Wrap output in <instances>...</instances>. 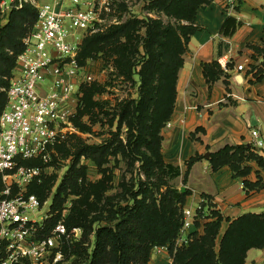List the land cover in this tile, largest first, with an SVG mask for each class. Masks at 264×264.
Masks as SVG:
<instances>
[{"label": "trees", "instance_id": "16d2710c", "mask_svg": "<svg viewBox=\"0 0 264 264\" xmlns=\"http://www.w3.org/2000/svg\"><path fill=\"white\" fill-rule=\"evenodd\" d=\"M207 5L206 0H153L152 7L190 24L178 28L180 35L171 28H163L158 22L146 24L144 38L141 39L143 55L136 63L140 66L137 73L133 72L135 56L138 54L137 21L111 26L82 40L76 57L78 64L84 66L87 60H92L99 54L104 58H111L118 76L129 81H132L134 74L138 76V96L136 100L119 104L118 111L108 119L110 126L116 117L119 126L121 123L125 125V143L117 141L115 144L110 140L105 145L97 146L86 145L80 139H74L70 144L73 148L72 160L57 192L81 194L87 209L94 208L93 205L89 206L87 199L92 193L98 199L99 193L92 186L87 188L83 185L84 168L78 166L81 158L92 161L100 168L107 156L119 154L127 160L128 167L139 163L143 179L137 181L135 190H126L128 198L124 200V205L117 203L106 209V203H103L97 209L98 214L90 220H87V211L77 209H74L72 216L66 218L67 229L82 228L84 238L88 234L92 235L87 247L81 245V242L64 251L67 258L74 257L71 264H148L150 250L166 244L170 246L171 264H244L248 250H264V213L244 214L231 220L223 219L213 209L209 213L213 220L202 224V234H195L197 237L194 235L186 247L178 248L174 253L171 249L180 229L182 208L189 192L184 190L181 193L168 185V181L182 176L181 183L185 186L189 170L202 157L194 155L185 161L181 175L179 167L165 164L162 160L160 131L173 111L177 74L182 66V55L186 51L187 42L199 30L193 26L196 12ZM35 20V10L23 5L19 9L12 8L5 15L4 24L0 25V113L5 105V95L1 89L8 85L15 58L22 51L21 41L30 32ZM238 26L239 23L233 17H226L219 27V34L230 37ZM260 46H249L262 59L260 67L254 70V82H259L263 76L264 41ZM254 60L257 61L256 58ZM201 69L209 90L222 76L227 88L226 80L229 77L216 61L201 65ZM81 91L83 107L77 109L73 124L81 132H87L88 128L80 124V117L86 115L90 123L95 124L100 114L105 117L109 114L102 111V102L93 100L95 93L103 91L102 87L92 84L83 86ZM201 130L197 128L195 132ZM189 138L194 140L193 134ZM65 144L57 146L58 153H68ZM247 162H254L264 171V159L254 152L251 145L225 146L208 157L212 172L228 167L232 178L242 180V187L248 195L249 192L259 191L264 185L245 180L249 173V168L244 166ZM46 186V181H43L40 185H32L29 191L42 202ZM1 190L0 180V192ZM201 197L212 208L208 197ZM103 212L107 215L105 219L101 217ZM58 217L57 213L52 221L55 222ZM103 220H106L105 225L92 228L95 222ZM222 222L227 227L215 251ZM196 226L199 225L196 223Z\"/></svg>", "mask_w": 264, "mask_h": 264}, {"label": "built area", "instance_id": "2783aa9c", "mask_svg": "<svg viewBox=\"0 0 264 264\" xmlns=\"http://www.w3.org/2000/svg\"><path fill=\"white\" fill-rule=\"evenodd\" d=\"M41 1L0 3L3 15L24 4L36 12L8 85L1 89L5 105L0 113V264H71L64 251L81 244L83 236L82 228L67 229L64 212L53 222L57 211L52 201L40 202L29 189L45 180L58 164L57 146L76 133L73 120L80 91L91 81L78 64L77 53L85 33L105 26V14L116 0ZM240 1L221 0L226 17L235 14ZM243 68L238 65L235 70ZM250 136L254 151L263 152L258 132L251 130ZM209 210L203 197L194 206L182 208L173 253L188 243L191 234H200L201 226L195 228V224L202 223Z\"/></svg>", "mask_w": 264, "mask_h": 264}, {"label": "crops", "instance_id": "0c3cea01", "mask_svg": "<svg viewBox=\"0 0 264 264\" xmlns=\"http://www.w3.org/2000/svg\"><path fill=\"white\" fill-rule=\"evenodd\" d=\"M231 17L239 26L232 36L223 37L219 27L226 16L221 0H213L196 12L193 26L199 30L189 37L182 55L173 111L160 131V152L163 162L179 167L181 175L185 161L194 155L201 156L189 170L183 186L189 192L184 207L194 206L201 196H206L213 211L232 220L244 214L264 213V187L247 195L242 180L232 178L228 167L212 172L203 155L225 146L253 147L251 130H256L264 142V67L261 80L254 82V70L260 67L262 59L249 48L264 41V0H241ZM212 61L228 75L227 88L222 76L208 89L201 65ZM238 65L244 70L237 72ZM197 128L202 130L195 132ZM190 134L194 140L189 138ZM254 152L264 159V148L263 152ZM244 166L249 168L246 181L264 185V171L254 162ZM179 177L182 185V176ZM226 227L223 222L221 230L224 232ZM244 264H264V250H248Z\"/></svg>", "mask_w": 264, "mask_h": 264}, {"label": "rangeland", "instance_id": "374dc122", "mask_svg": "<svg viewBox=\"0 0 264 264\" xmlns=\"http://www.w3.org/2000/svg\"><path fill=\"white\" fill-rule=\"evenodd\" d=\"M152 1L153 0H116L109 13L105 14V26L102 27L100 31L98 30L96 32L85 33L83 35V39L88 36L101 33L111 26L122 25L127 21H137L138 26L136 30V36L138 37V54L135 56V67L133 68V72L137 73L140 66L136 65V63L140 61V57L143 55L141 39L144 38L146 24L150 22H158L163 28L173 29L177 35H180L178 30L179 27L190 24L188 21L183 19H177L173 16L165 15V13L162 11L152 7ZM206 1L209 5L213 0ZM41 2H46V0H42ZM13 3L16 5L17 0H13ZM4 17L5 15L0 13V25L4 24ZM84 67L91 75L90 83L85 84L84 87L92 84L102 87L103 91L101 93H95L93 95V100L102 102V111H106L109 115L105 117L100 114L98 116V122L95 124L90 123L89 118L86 115L80 117V124L87 127L88 131L81 132L77 127H75L76 133L72 136H69V138L65 141L66 144H64L65 148L68 149V153H58V160L56 161L58 164L54 165L45 176L44 181H46L47 186L44 190V199L42 200V203H48L51 201L52 203H55L56 200L54 210H56L59 215L64 212V215H66V218H68L74 214V209L84 210L87 211V220H90L94 215L98 214L97 209L101 207L103 203L107 204H105L106 209H110L111 206L117 203L124 205V200L128 198L126 190L130 188L133 189L137 181L139 179L142 180L143 177L141 172H139V163H135L133 167H128L127 160L119 154L107 156L105 163L100 168H98L92 161L81 158L79 160L78 166H82L84 168V178L82 179L83 185L87 188L92 186L94 190L98 191L99 193L98 199H96L93 193L88 196L87 203L89 206L93 205L94 208L87 209L81 194L75 195L70 194L69 192L66 194L57 192L58 186L72 160L71 153L73 148L70 146V144L74 141V139L78 138L86 145L97 146L105 145L110 140L114 141L115 144L117 141L125 143L127 132L125 125L121 123L119 126V122L116 117L110 126L108 119H111L113 113L118 111L117 107L119 104H122L124 101L136 100L138 96V76L134 74L132 76V81L126 80L122 76H118L111 58L107 59L99 54L94 59L87 60L84 63ZM82 95V91H80L81 98L79 110L83 107L81 101ZM179 181L180 177L168 181V185L180 191L183 186L179 184ZM95 200L97 202H95ZM109 205L111 206L109 207ZM209 212L210 210L208 213ZM101 217L105 219L107 217L106 213L103 212ZM212 220L213 218H211L209 214L205 217L202 223L199 222V226H201L200 234H202V224ZM105 223L106 220L95 222L92 228L94 229L98 226L105 225ZM199 226H196L195 224V228H198ZM223 226L225 225L223 224ZM223 233L224 232L220 228L219 236L216 239L215 251L218 249L217 247L219 244V239ZM194 235L195 233L189 236L188 243L191 241ZM91 239V234H88L86 238H84L83 235L82 242L87 247L90 244ZM187 244H185L183 247H186ZM163 247H165L166 250L159 252L154 251V248L150 250L148 264L172 263L169 253V244H166ZM73 258V256L68 257V261L72 263Z\"/></svg>", "mask_w": 264, "mask_h": 264}, {"label": "water", "instance_id": "95a60500", "mask_svg": "<svg viewBox=\"0 0 264 264\" xmlns=\"http://www.w3.org/2000/svg\"><path fill=\"white\" fill-rule=\"evenodd\" d=\"M240 77H238V79H239ZM203 157H204V159H206V160H208V157H209V153H205L204 155H203ZM181 193L182 192H184V188H181Z\"/></svg>", "mask_w": 264, "mask_h": 264}]
</instances>
